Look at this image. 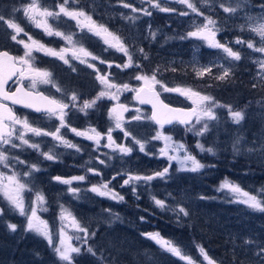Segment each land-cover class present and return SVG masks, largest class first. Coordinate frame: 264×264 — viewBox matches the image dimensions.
Here are the masks:
<instances>
[{"label":"trees","instance_id":"1","mask_svg":"<svg viewBox=\"0 0 264 264\" xmlns=\"http://www.w3.org/2000/svg\"><path fill=\"white\" fill-rule=\"evenodd\" d=\"M182 12L165 13L162 15L163 18L153 19L154 30L150 40L146 43V49L143 50L148 54V57L153 56V64L146 68H143L144 66L135 67L137 63L143 65L144 61L132 55L140 50L130 52L134 58L133 66L129 69L125 68V71L126 74L133 76L126 80L138 87L140 82H136L137 75L147 74L150 76L153 70L159 68L157 79L160 78L167 87L191 88L202 95H210L219 104L231 106L233 111L243 110L244 119L239 124L234 123L228 108L224 107L226 125L214 128V131L209 133L213 137L212 144L215 154L207 153L205 156H210L209 159L212 160L213 165L211 164L210 168L204 171V175L194 176L193 173H190L187 177V179L192 178V182L200 183L201 181L204 185L200 192L202 194L196 199L197 205L188 207L189 216L184 217L181 214L179 219L173 218L171 216L173 214L169 210L161 211L153 199L148 198L144 190L141 195L131 192L125 196V203L134 205L135 209L122 208L115 214L119 216V219L114 216L106 224L100 221V224L98 222L94 225L92 233L95 232L96 235L92 236V242L100 243L102 249L94 248L90 239L86 245L87 247L92 246L97 255L103 253V264H185L178 257L167 253L157 245L146 242L144 233H155L157 229L166 239L173 238L177 243L182 242L183 245L189 247L195 264H200L199 253L194 252V250H198L197 245L203 246L218 264H229L227 259L234 260L235 256L238 259L251 258L250 261H253V258H257L256 253L264 248V212L254 211L242 203L235 202L236 198L227 190L217 191L220 184L228 180L239 185L242 190L257 195L258 199L264 200V193H261V190L264 189V113L259 112L264 111V68L258 65L257 58H254L255 62L247 51L240 52L241 59L236 61L231 57L227 58L222 53V49L203 48L200 55L189 65L171 63L170 60L158 58L155 50L171 48V45L182 47L185 43L182 39L183 36L181 37V33H185L184 28L171 19V17L181 18ZM217 13L218 11L213 14ZM159 23H161L159 29L162 32L156 36L157 32L154 31L157 30ZM225 24L227 26L226 21ZM224 27L222 32L218 31L217 33L219 43L232 48V50L236 49V43L227 42L221 36L229 33L231 26ZM123 59L125 63L128 62L127 55L124 54ZM181 64H184L186 68H183ZM205 68H210L211 71L206 72L203 76L198 75ZM225 68L229 69V76L224 80L216 79L222 75ZM222 128H225V134L229 138L232 133L240 132L239 138L244 136L243 143L250 147L249 150H245V154L241 155L232 154L235 148L230 147L231 144L227 142L229 140L227 138L226 152H220L219 150L224 149L223 139L219 142L215 141L214 135L217 130L219 132ZM178 138L179 141L186 140L183 133ZM191 139L189 137L187 140L190 148ZM216 142H218L219 149L215 146ZM182 177L176 176V181L179 182V185L180 183L183 185L182 189L184 190L185 184L189 183H186V179L184 180ZM154 189L157 190L156 193L159 196H163V198L166 196L167 200H171L167 201V205L172 206L173 201L168 185H159L156 181L153 184ZM163 191H165V196L161 194ZM162 200L165 201V199ZM3 214L4 217H9L8 212H3ZM207 216L214 217L213 221L207 222ZM141 217H143V222ZM114 219L117 221V225ZM1 228L3 227L0 224ZM105 231L110 233V237L102 236ZM11 233L6 228L7 237H0V259L5 258L4 255L7 254V260L12 264L49 263L53 254L49 249H45L50 247L43 240L29 237L31 244L27 246L26 237L15 238ZM110 239L115 241L111 242ZM246 241H249L248 245L245 244ZM86 249L73 264H99L96 257L88 253ZM199 260L201 262L203 258ZM58 263L61 262L58 261ZM203 264H207V262L203 261Z\"/></svg>","mask_w":264,"mask_h":264},{"label":"rangeland","instance_id":"2","mask_svg":"<svg viewBox=\"0 0 264 264\" xmlns=\"http://www.w3.org/2000/svg\"><path fill=\"white\" fill-rule=\"evenodd\" d=\"M135 1L134 3H130V6L125 7L126 11L128 10H132V9H136L137 12H140L139 15H136V11H132V15L135 16L136 15V19L140 20V21H145L146 19L143 18V16H147L144 15V9H147L149 11V9H153V11L157 12V7H155V4H161V2L159 0H152L151 3H149V0H132ZM139 1H141V4H138ZM5 3V5H3ZM63 2V0H39V5L41 6V8H49V7H54V12H58L59 9L54 5H52L53 3H55L56 5L61 4ZM116 2H119L118 0ZM165 8L170 9L169 11L178 9L179 12L183 11V12H187V15H182L181 18L178 17H171V19L177 23L179 26L183 27L185 30V33L182 32L181 37H186L187 33L190 31H194L196 30L197 26H202L204 23H206L205 17H210L211 19L216 21V25L215 27L217 29H219L220 32H222L221 30L224 27L225 21H227L228 25L231 26L229 27V33L227 32V34L221 35L223 36L227 42L228 41H233L234 43H236L237 39H240L242 41H244L243 44H237L236 43V49H233V51L235 52H244L247 51L251 54V56L254 58H257L258 60V65L261 66V64L259 63L260 61H264V53H259L254 51L253 49H249L247 47V43L249 41L253 42L255 45L259 46V37L256 36L255 33L251 32L249 30V25H250V21H249V17H253V18H261L264 17V0H240V4L239 7L237 8V10L235 12H224L223 7H221V3L224 4L225 7H236L237 5V0H207V2H203V0H189L190 3H193L195 5V7L198 9V12L203 13V15H199L198 13H194L191 11V9H189L187 7L186 4L180 3L178 2V0H165ZM30 3V0H20L19 2H17V0H0V14H3L5 16V19H11L14 23H17L21 28H23L25 30L26 26L27 28H30L31 25L33 24L24 14L23 9L26 8L28 6V4ZM69 5H67L68 10L73 11L74 5L71 4V2L68 3ZM170 4V5H169ZM152 5V7H151ZM117 9L118 14L120 15V19H124L127 14V16H132L130 13L126 12L125 10H122L121 7L119 6V8L117 7V5H115ZM17 8L20 9L19 11L13 12L12 9L13 8ZM161 7V6H160ZM114 8H109L107 11H109V14L114 13ZM132 8V9H131ZM216 11H218V13L215 15L213 13H215ZM143 15V16H141ZM124 17V18H122ZM220 18V21H218L217 18ZM39 19V17H38ZM224 19V22H223ZM55 22H66V16H64L63 14H61L59 16V18H54V23ZM49 23V21H48ZM184 23V24H183ZM147 26L143 28V31L147 34L151 31L154 30V28L152 27L151 24V19H149V21H146ZM7 24L4 22H0V37H4V33H6V28ZM211 27V26H210ZM225 27L226 24H225ZM224 27V28H225ZM8 30V35L6 37V41L7 44L6 46H11V47H16L19 43L18 41L22 40L24 35V32L19 33L18 35L15 33V31L13 29H10L7 27ZM154 32L156 33V36H159L158 34L161 33L162 31L159 30H155ZM218 32H216V37L215 39L220 42L219 38H218ZM123 36L124 34L121 33ZM146 34V35H147ZM12 35H17V40L13 41L11 39ZM184 44L182 45V47H177V46H173L171 45V48H165V49H158L155 50L157 52V57L158 58H162L164 60H170L171 63H185L186 65H189L190 63H192L193 61H195L196 57H198V55H200V53L203 51V48L206 49L208 48L209 50H215L216 48H210L208 47V44L206 41L204 40H199L198 38L195 37H189V38H184ZM26 43H31V42H26ZM23 45V44H22ZM180 45V43H179ZM23 51H25V48H22ZM227 58H229L227 56L226 53L222 52ZM152 54V53H150ZM130 55V53H129ZM135 56V58H138L142 61H144L143 65H140V68H146L148 67L150 64L152 65V59L153 56L148 57V54L145 53L144 51L141 52H137L135 54H132ZM145 55L147 56V58L145 59ZM134 58H132V62H133ZM256 62V59H254ZM139 64V63H137ZM183 68H186V66L184 64ZM258 71V70H257ZM84 73L87 74V76H89V73L84 71ZM140 74V73H139ZM141 75V74H140ZM158 75V73H157ZM132 74H125L124 72V78H129L132 77ZM159 77V76H158ZM56 78L54 79L55 82ZM159 80H161L159 78ZM136 82H140V85L138 86L141 87L143 84V81H136ZM62 81L58 80V82L56 83V85L58 86H62L61 85ZM127 84H129L128 82H126ZM71 84V83H70ZM43 84H37V89H42ZM46 85V84H45ZM50 84H47V86ZM130 89H137L136 87H132L131 84H129ZM76 88V87H75ZM156 89H158L160 92H162L165 97L166 100L168 101V103L171 104H175V105H179V106H183V107H195V105H193L192 100L186 98L185 96L180 95L177 92H165L162 91L159 88V85H157ZM77 90V88L75 89ZM74 89L72 91H75ZM133 93L135 91L132 90H126L124 91V94H126L125 100L128 102L130 100V93ZM78 94V93H77ZM79 96H83V97H88L89 92H87L86 90H83V92H80ZM210 96V95H209ZM212 97V96H211ZM103 100V99H102ZM215 101V100H214ZM81 104L80 101L77 102V105ZM104 103H98L96 104V109L98 112H100V107H102ZM117 102H114V105H116ZM113 105V104H112ZM221 105V104H220ZM224 107H218L216 109H214L217 119L216 120H212V121H207V123L209 124V130L207 132H205L203 135H197L196 133L202 128L203 123L205 122L204 120H201L200 123H193L189 126H187L188 128L191 129V132H189L188 130H185V127L181 126V129H175V131H169V132H165V131H161L160 133L163 136H171L172 137V141L170 142L173 147L176 143L179 144H183L184 148L187 150L188 153H190L192 156H194L200 163L204 164L205 167L203 169H201L198 172H191V171H181L180 169V165L176 160H169V156H180L183 157L185 155V152L183 150H180L178 152L173 151L172 147H169L167 149V154H161V149L165 148V141L164 139H157L156 140V144H151V141L148 142L147 140L144 143V151L141 152L139 149V145L135 144V141L133 140V137H137L136 135L132 134L130 135L128 141L125 140L124 144L126 147H131L132 148V152L129 154H123L121 152H119V150L117 148L113 149L111 147H107L108 150H111V153L108 157V165L106 167L105 172H103L100 175H96V181L95 183H91L89 181V179L86 177L85 179V186L80 187L81 184H77L75 182H73L71 185H65L57 180L54 179L55 176L60 175L61 172H64L66 170H62L61 168H57V166H55L58 162H56V159L54 160H50L51 161V166H49V164L47 163V160L41 153L43 152H49V150H52V153L56 156V154L54 153L55 150H60L61 147H59L58 145H54L51 146L49 148H46L47 150H43V147H41L43 145V143L41 141H38V139H36V137L34 136L35 139V143L40 144V148L39 150H32V148L28 147L27 145H21L20 140L16 139L14 137V139L12 140L13 143L17 144V145H21L20 147H16V148H12L11 145H3L2 148L0 149V151H5V154L8 156V167L6 168L4 166V164L0 163V172H4L8 175L13 174V172H15L19 179L26 183L28 185V188L25 189V191L23 192V196H24V202H25V208L26 209H30L31 206H34V202L36 199V193L40 192L43 194L44 198H45V203L40 206V205H35L37 206V214L38 216L47 221L48 227L50 232L53 235V241L54 244H58L59 242V230L61 227H65V231L67 233L68 236L72 237V240L70 241L72 243L73 246H78L81 247V253L80 254H73V263L76 260V258L78 256H81L83 251H85V249L87 248V243L88 240H91V245H93L94 248L96 249H102V245H100V243L98 244L97 242H92V230L95 224H99L101 222L103 223H107V221H109L110 218H114V216H117L115 214H117L118 212H120V210L122 208L124 209H135L134 205H129L126 204V198H125V192H120V189H130L129 193H136L141 195V193L145 190L146 194L148 195L149 199H152L153 197H156L160 200L165 199L166 201V205H167V201L170 202L171 200H167L166 196H165V191H163L161 194H163L165 196V198H163V196H159L156 192L157 190H153V184L154 182L157 181V183L159 185H168V190L170 191L169 193L172 196V206L171 207H175L177 205L183 206L186 208V210L188 211V207L189 206H195L197 205V197L200 196L202 193V186L203 183H198V181H191V179H187L188 175L190 173H193L194 176H197L199 174L204 175L205 174V170L210 168V165L212 164V160L209 159L210 156H205L207 153L211 154L207 151H201L198 147L197 144H202L205 149L211 147L213 149V144H212V139L213 137L211 135H209V133L211 131H214V128L216 129L217 127L220 128V126L222 127L223 125H226V120L224 119ZM240 110V109H239ZM106 111L107 109L103 110L101 112V114L106 115ZM260 113H264V111H259ZM140 115V113L138 114ZM107 116V115H106ZM27 117L29 121L35 122L34 124L38 123L41 126H46L47 123V119H38L35 121V119L31 118L28 114H25L22 116V118ZM111 117V116H110ZM110 121V120H109ZM112 129L115 128V123L112 124ZM185 126V125H184ZM109 130V129H108ZM131 130H133V128H130V133ZM147 130V129H146ZM225 128H222L221 131L218 132V130L215 133V141L217 140L218 142L223 139V144H224V149L219 150L220 152H226L225 150L227 149L226 147V139L228 138L229 140H227V142H229L231 145L230 147H234L235 151H233L232 154H237V155H241V154H245V150H249V146H247L246 143H243V139L244 136H240V132H235L232 133V136H227L225 134ZM134 132V131H133ZM183 132V134L189 135L188 137H191V148L190 146H188V142L185 143V141L183 143L179 142V136L181 135V133ZM108 133V131L106 132V134ZM105 134V135H106ZM135 134V133H134ZM209 135V138H208ZM33 136L31 133H28L26 135V139H29L30 143L32 140ZM135 137V139H136ZM44 138V137H43ZM139 138V136L137 137ZM138 140V139H137ZM239 140V143H237L236 141ZM127 141V142H126ZM218 142H216L215 146L217 147V149H219V145ZM109 144L107 141H102L99 144L96 143L97 146V150H98V154L104 152V148L106 147L105 145ZM44 147H46L44 145ZM102 150V152H101ZM214 150V149H213ZM33 151L34 154L31 152ZM175 152V153H174ZM21 153H25L23 155H21ZM30 153V154H29ZM32 153V154H31ZM20 161H24L25 163L21 164L18 162V160ZM33 159L35 160V162L33 161ZM47 160V161H44ZM31 165H36V167L39 169V171H35L32 170L31 171V175L30 176H24L23 173L28 172L30 170V166ZM213 165V164H212ZM165 168H168V173L166 174V176L164 178H160V177H155L154 179H152L151 181H138L135 183H129L128 185L124 186L123 184H121V182H119V191H116L117 189H112L110 186L112 185L111 183V179L112 176L115 173H119L121 172L124 175H129L130 172H132V174L136 175H141L143 176H151L154 175V173L156 172H161L163 171ZM178 177H182L184 180L186 179V183H189L188 185L185 184L184 186V190L182 189V184L179 182H177V178ZM193 176V177H194ZM127 178V176L125 177ZM45 181H47L48 183H46ZM87 182V183H86ZM180 182H184V181H180ZM104 183L108 184V188L113 191L114 193L119 194L120 196H123L124 199L122 201L120 200H113L110 199L109 197H102L97 195L95 192L91 191V188L93 186H100ZM64 186V187H63ZM69 187L71 188H76L78 189V192L73 195L71 192L68 191ZM135 187V192H133V188ZM149 188V189H147ZM28 189H31V191H29ZM172 190V191H171ZM65 191H67V195L68 197H66L65 195ZM91 195V196H90ZM92 196L97 197V199H94ZM98 197H101L103 200H99ZM61 205H63L64 209H67V211L69 213H71V216L75 217L77 221H79L80 225L82 227H86L88 229V233H89V237L87 239V243H84L83 239L81 240H77L76 237H83V233L77 231L76 229H74L73 227L70 226V222L69 221H62L61 220ZM0 209H3L4 212H8L9 217H4L3 215H0V224L3 228L0 229V237L2 238H6V234H5V229H9L7 227V225L9 223H13L17 225V230L15 232H12L11 234L14 235L15 238H23L26 237V245L30 246L31 241L29 240V237H36L37 239L43 240L48 247L50 248H45V249H49L51 251V253L53 254L50 258V261L48 264H59L58 263V258L56 256V254L53 251V248L51 246H49L47 240H45L42 236L36 234L35 232H29V231H25V227L27 224V220L26 217L20 216L18 211L13 209L8 202L3 198L2 195H0ZM46 209V210H45ZM146 211V210H143ZM161 211H166L165 210H161ZM147 212V211H146ZM171 216H173V218H176V214L172 211H170ZM30 214V212H29ZM119 217V216H118ZM214 217L210 216L206 218V221H213ZM142 220V219H141ZM101 221V222H100ZM116 225H117V221L114 219ZM143 222V220H142ZM67 225V226H66ZM156 232L160 233V236L165 238L166 237L162 234L161 231H159L158 229L156 230ZM155 232V233H156ZM102 233V232H101ZM154 233V232H151ZM145 234V233H144ZM102 236L104 238L110 237V233H107V231L104 232V234L102 233ZM145 239L147 243H152L155 244V241L147 238L146 235ZM12 238V237H10ZM144 239V240H145ZM167 240H171L174 244L178 245L185 254H187L188 256H190L192 258V252L190 253L189 250L190 248L187 247L186 245H183L182 242L177 243L176 241H174L173 238H168ZM111 242H114V239H110ZM246 245L249 244V241L247 243H245ZM159 248L160 246L157 245ZM194 252H196V254H198V250H194ZM168 253V252H167ZM207 255L212 259V255L208 254ZM5 258L0 259V264H12L10 262H8L7 260V254L4 255ZM243 256V255H242ZM203 256L199 253L198 256V261L201 264L200 260H202ZM216 260V259H215ZM229 264H261V258L257 257V258H253V261H250L251 258L249 259H245V258H241L238 259L237 256H235L234 260H229L227 259ZM183 263H185V261H182ZM207 262V261H206ZM62 264V262L60 263ZM155 264V263H153ZM215 264H218L217 261L215 262Z\"/></svg>","mask_w":264,"mask_h":264},{"label":"snow or ice","instance_id":"3","mask_svg":"<svg viewBox=\"0 0 264 264\" xmlns=\"http://www.w3.org/2000/svg\"><path fill=\"white\" fill-rule=\"evenodd\" d=\"M152 0H149L151 3ZM178 2L186 4L192 12L198 13L199 15H203V13L198 12V9L195 7L193 3H190L189 0H178ZM203 2H207V0H203ZM69 0H63V3L59 6L58 12L49 11L47 8H41L38 3V0H30V3L26 8L23 9L25 16L35 25L37 28H42L45 34L51 36L56 35L64 39L69 45L72 46V56L74 59L80 60L81 63H86V58L91 56L82 45H80L79 41H75L73 39V34H64L59 31H54L53 28L48 24V17L59 18L61 14L67 16L76 21L78 27L82 30L87 28V30L93 33L95 36L101 37L104 43L109 47L117 48L118 51L123 52L128 56V62L123 65V67L128 68L133 66L132 56L129 55L128 49L124 46L119 36L108 31L106 27L103 25H97L94 21H92L91 16L86 15L83 10L80 11H70L67 8ZM240 0H237L236 7H225L223 3H221V7H223L224 12H235L239 7ZM155 7L159 8L162 12H167L170 9L162 8L159 4H155ZM128 7V5H125ZM20 9L13 8L12 11L16 12ZM136 11V9H133ZM145 14L151 15V13L147 10H143ZM187 12H182L181 15H187ZM39 17V19H38ZM129 19H135L134 17H128ZM249 21L251 22L249 25V30L256 34L259 37V46L255 45L253 42L249 41L247 43V47L249 49H253L256 52L264 53V17L261 18H253L249 17ZM206 23L202 26H197L196 30L190 31L187 33L186 37H195L207 42L208 47L222 49L224 53L227 54L228 57L239 61L241 56L238 52L232 50V48L227 47L224 44L219 43L215 37L216 32L219 31L215 27L216 21L211 19L210 17H205ZM0 22H4L7 24V27L13 29L15 33L18 35L23 32L24 29L21 28L17 23H14L11 19L6 20L3 14H0ZM211 26V27H210ZM17 35H12L11 39L13 41L17 40ZM27 35V33H25ZM155 34L153 33V36ZM109 37L111 39H109ZM29 41L31 43H26L23 40L18 41L19 43L24 45L25 52L22 57H12L9 56L7 52H0V146L2 145H11L12 148L20 147L21 145H27L32 149L39 150L40 144L38 143H30L29 139H26V135L31 133L35 137H48L51 136L53 140L57 141L59 144L64 145L68 148H76L77 151L80 149L77 145L72 144L68 140L64 139L61 134V129L68 127L65 117L67 116V111L70 106L72 108H77L80 112L87 114V110L95 107L97 101L107 97L110 100H117L118 95L122 91L132 90L136 92V98L140 101L141 104H151L152 105V114L147 119L154 121L156 124L160 125L161 128L164 124H172L173 122L188 125L191 123L192 117L196 118V122L200 123L201 120L205 122L202 125V128L196 133L197 135H203L205 132L209 130V124L207 121L216 120L217 116L214 109L218 107H227L229 115L232 121L236 124H239L244 119L243 110H235L233 111L231 106L220 105L218 102L214 101V98L209 95H202L201 93L194 91L191 88H169L167 87L161 80L157 79V73L159 72V68L153 70L152 74L149 76L147 74L137 75L135 79L137 81H143L141 87L137 89H130L128 84L118 85L112 82L108 76L97 75V80L103 86L102 90L98 93V95L92 100H84L82 104L77 105V102L81 99L80 96L76 92H72L70 96L67 97L68 102L66 103L63 99L50 98L49 96L44 95L42 92H34V91H25L23 88L18 87L15 92H9L5 90V84L8 80L12 79L13 76H18L20 80L29 79L30 80V89L35 90L37 84H51L53 87H56V90L59 92L61 88L56 85L54 80L52 79V73L47 70H41L33 66L32 61L35 59L32 56L33 50L42 51L46 55H51L58 57L60 60H63L65 64H68L69 61L65 58V53L70 49H61L59 52L46 48L43 44L39 43L36 40H33L29 37ZM237 44H243L244 41L237 39ZM78 45H80L78 47ZM143 52V49H140ZM147 56L145 55V59ZM92 59H98L95 56H92ZM103 63V61H101ZM261 67L264 68V61L259 62ZM89 67H93L91 63L88 64ZM117 67H120L119 65ZM135 67L140 68L139 64H136ZM75 70V69H73ZM175 71V69H172ZM210 68H205L198 73V75L203 76L206 72H210ZM229 76V69L225 68L223 70L222 75L216 77V79L224 80ZM157 85H159L160 89L165 92H177L182 96H185L188 99L192 100L193 107L190 111L185 112L183 109L178 108H170L167 104H164L163 101L160 100V92L156 90ZM115 89V91H112ZM3 101H11L12 104H23L27 108L33 109L37 113H42L46 118L51 120L55 118L59 121L58 126H52V128L45 129L39 126H34L35 122H30L27 117L21 118L14 114L12 108L8 107L7 104L3 103ZM127 111V108L123 105H118L117 107H113L110 110V116L115 121V128L121 129L123 131L122 124V112ZM134 119H141L139 115L134 117ZM19 125V129L16 127ZM54 128V130H52ZM191 130V129H189ZM71 131L74 132L77 136H85L89 140H95L97 144L100 143L101 134L96 132L95 135H88L86 132L77 131L75 128H71ZM95 132V129H92ZM113 129L109 128L107 133V139L109 144L105 145L106 147H113L114 142L112 141V133ZM15 135V138L20 140L21 145H17L13 143L12 138ZM131 135L130 132L124 131V136L128 137ZM164 139L165 148L161 149V154H167V149L169 147L173 148V151L183 150L185 155L183 157L180 156H169V160H176L179 165L181 171H191L198 172L205 167L204 164L200 163L194 156L187 152L184 148L183 144L176 143L173 145L170 143L172 141L171 136H163L161 133H157L153 139ZM135 144L139 145V149L141 152L144 151V143L140 140L135 139ZM239 143V140L236 141ZM119 152L123 154H129L132 152L131 147H126L123 145H116ZM197 147L201 151H207L211 154H215L214 150L209 147L205 149L202 144H197ZM47 160H54L57 157L52 153L50 149L49 152L41 153ZM18 160V158H17ZM8 156L5 154V151H0V163L4 164L7 168L9 165L7 163ZM19 163L23 164L24 161L18 160ZM100 163H104V161H100ZM39 171L36 165H31L30 170L28 172L23 173L24 176H30L31 171ZM89 171H94L93 169H89ZM168 173V168H165L161 172H156L151 176H133L128 175V178L124 180V185H128L130 182L135 183L141 180L151 181L155 177L164 178ZM55 180L65 184L71 185L74 180H84V176L72 177L71 179H62L57 176L54 177ZM28 188V185L22 182L18 175L13 172V174L8 175L4 172H0V195L8 202V204L15 210L18 211L20 216L26 217L27 224L25 227V231L35 232L36 234L42 236L45 240H47L49 246L53 248L54 253L56 254L58 260L62 262V264H73V254H80L81 247L73 246L70 242L72 237L68 236L65 227H61L59 230V242L58 244H54L53 235L49 230L47 221L41 219L37 214V206H42L45 203V198L42 193H36V199L34 202V206H31L30 209L25 208L24 196L23 192ZM31 191V189H28ZM227 190L229 193L234 195L236 198L235 202L242 203L246 205L249 209L254 211L264 212V200L258 199L257 195L250 194L242 190L239 185H236L228 180L223 181L217 191ZM69 192L75 195L78 192V189L69 187ZM92 192H95L97 195L102 197H109L113 200L124 199L123 196H120L117 193H114L108 188V184L104 183L102 185L93 186L91 188ZM133 192H135V188H133ZM261 193H264V189L261 190ZM138 198V197H137ZM155 205L159 207L161 210H169L176 214L179 219L181 214L184 217L189 216V212L185 207L177 205L175 207H171L166 205L164 200L152 198ZM203 199V197H201ZM46 210V209H45ZM4 210L0 209V215H3ZM30 212V214H29ZM116 219H119L117 216ZM143 219V217H141ZM61 220L69 221L70 226L76 229L79 232H82L83 237L77 236V240L83 239L84 243H87V239L89 237L88 229L86 227H82L79 221L76 220L75 217L71 216V213L64 209L63 205H61ZM67 226V225H66ZM7 227L15 232L17 230V225L13 223H9ZM92 236H95L96 233H91ZM147 238L155 241L157 245L160 246L164 251L178 257L180 260L185 261V264H195L190 256L185 254L183 250L176 244H174L171 240H167L160 236V233H147L144 234ZM247 243V241H246ZM199 253L203 256V261H207V264H215V261L212 260L208 255L203 246H196ZM86 251L90 253L92 256L96 257L99 264H103V253L97 255V252L92 246H88ZM257 257L261 258V264H264V248L260 250V252L256 253ZM201 261V264H203Z\"/></svg>","mask_w":264,"mask_h":264},{"label":"flooded vegetation","instance_id":"4","mask_svg":"<svg viewBox=\"0 0 264 264\" xmlns=\"http://www.w3.org/2000/svg\"><path fill=\"white\" fill-rule=\"evenodd\" d=\"M20 0H17L19 2ZM117 0H69L71 4L74 5L73 11H80L83 10L86 15L91 16L92 21H94L97 25H103L108 29L109 32L115 34L116 36H119L121 41L123 42L124 46L128 49V53L130 52H137L140 49L145 50L146 49V43L150 40L151 34L153 31L145 33L143 31V28L147 26L146 21L151 19V24L153 23V19L157 18H163L162 15L165 13L170 12H179L178 9L162 12L157 9V12L153 11V9H149V12L151 15H147L144 13L143 16L145 21H140L136 19V15H139L140 12L136 11V15H132V10L126 11L125 5L130 6V3H134L135 1L132 0H118L119 2H116ZM162 8H165V0H159ZM39 2V0H38ZM6 2H4L3 5H5ZM63 3V2H62ZM61 3V4H62ZM61 4L56 5L53 3L52 5L56 6L59 9V6ZM138 4H141V1H139ZM69 5V4H68ZM121 7L122 10H125L126 12L130 13L132 16H124L120 19V15L117 12L116 7ZM170 5V4H169ZM131 7V6H130ZM152 7V5H151ZM47 8V7H46ZM109 8H114V13L109 14V11H107ZM49 11H55L54 7L47 8ZM135 12V11H134ZM128 17H134L135 19H129ZM218 21H220V18H217ZM47 20L49 21V25L53 28L54 31H59L64 34H75L73 36V39L75 41H79L80 45H82L89 53H91V56L87 57L86 63H81L80 60L74 59L72 56L71 48L72 46L69 45L64 39H62L59 36L56 35H47L43 31L42 28L35 27L34 24L31 25L30 28H25L23 31V41L25 42H31L29 41V37H31L33 40L38 41L39 43L43 44L46 48L53 49L57 52H59L61 49H70L68 52L65 53V58L69 61L68 64H65L63 60H60L58 57L46 55L42 51H35L33 50L32 56L35 58L32 61V64L34 67L41 69V70H47L52 73V79L55 80V83L58 82V80L62 81L61 83V91H57L56 87H53L51 84L47 86V84H43L42 89H30V80L29 79H23L20 80L19 77H17L9 86L7 91L14 92L19 85H22L26 90L28 91H34V92H42L44 95L49 96L50 98H56V99H63L66 103L68 102L67 97L71 95L72 92L78 93L80 95V92H83V90H86L89 92L88 97L80 96V102L83 103L84 100H92L94 99L98 93L102 90L103 86L99 83L97 80V75L101 76H108L109 79L118 84H129L132 85V87L137 86L133 85L131 82L126 80L124 76L125 67L123 65L125 64L123 55L124 53L121 51H118L117 48L109 47L107 44L104 43L103 39L101 37L95 36L93 33L89 32L87 28H84L83 30L77 26L76 21L66 16V22H55L54 23V17H48ZM221 22V21H220ZM227 23V21H226ZM161 23H159L157 30L159 29V26ZM227 26L229 27L228 23ZM152 27L154 28V25L152 24ZM6 33H4V37H0V51H6L8 53H12L15 57H22L24 55V52L22 48L24 45L18 44L16 47H9L6 46L7 41V27ZM27 33V35H25ZM123 33L124 36L121 34ZM7 34V35H6ZM147 34V35H146ZM109 39H111L109 37ZM78 45V47L80 46ZM92 56L97 57L98 59L93 60ZM103 61V63H101ZM91 63L93 67H89L88 64ZM120 67H117V66ZM128 67L127 69H129ZM75 69V70H73ZM84 71L89 73V76H87ZM71 83V84H70ZM128 84V85H129ZM58 86V85H57ZM77 90H75L76 88ZM131 87V86H129ZM75 91H72V90ZM112 91H115L113 89ZM135 92L130 93V100L127 102L125 100L126 94H124V91L120 92L118 95L117 100H110L107 97L103 98V100L97 101L98 103H104L105 104L100 107V112L97 111L96 105L95 107L88 109L87 114L80 112L77 108H70L67 111V116L65 117L66 122L68 124V127L61 129V134L63 135L64 139L68 140L72 144L77 145V147L80 149L79 151L76 150V148H68L65 147L62 144H59L57 141L53 140L51 136L48 137H36L38 141H41L43 145V150H47L46 148H49L54 145H58L61 147L60 150H55L54 153L56 154V162H58L55 166L57 168H61L64 172H61L60 175H57L61 177L62 179H71L72 177H78V176H84L89 179V181L93 184L96 181V175H100L103 172H105L106 167L108 165V157L111 153V150H108L107 147L104 148V152H101L98 154L97 146L95 140H89L85 136H77L74 132L71 131V128L77 129V131L86 132L88 135H95L96 132L101 134L100 142L108 141L106 132L109 128L112 129V124L115 123V121L110 117V110L113 107H117L118 105H123L127 108V111L122 112V124H123V131L121 129L113 128V131L111 133L112 135V141L113 149H115L116 145H123L124 141L129 139L130 135L128 137L124 136V131L130 132L131 134L136 135L139 138L136 139L140 140L141 142H145L146 140L148 142L151 141V144H156L157 139H153L154 136L157 135V133H160L161 131L169 132V131H175V129H181L180 127H185V130H189L187 126L189 125H182L179 123H175L173 127L168 128L166 126H163L161 128L160 125L156 124L154 121H151L150 119H147V117L151 116V109L140 105L136 99H135ZM163 94V93H162ZM164 100L168 103L166 100L165 95L163 94ZM114 102H117L116 105H114ZM3 103L7 104L8 107L12 108L13 112L16 113L18 117H21L25 114H28L31 118L35 119V121L38 119H47L46 126H41L38 123L34 124V126H39L45 129L52 128V126H58L59 121L55 118H52L49 120L46 118L42 113H35L32 110L29 109H20L16 107L14 104L8 103L3 101ZM113 104V105H112ZM171 104V103H170ZM173 105V104H172ZM79 106V105H78ZM179 106V105H178ZM107 109L106 115L101 114L103 110ZM140 113L141 119L137 120L134 119L138 114ZM110 120V121H109ZM45 121V120H44ZM32 122V121H30ZM191 125V124H190ZM19 129V125L16 126ZM92 129H95V132L92 131ZM147 129V130H146ZM54 130V128L52 129ZM134 131V132H133ZM135 133V134H134ZM183 133V132H182ZM106 134V135H105ZM189 135H186V140L179 141L183 143H187ZM15 135L13 136L12 140L14 139ZM32 140L31 143L35 142L34 136H31ZM126 141V142H127ZM44 145L46 147H44ZM3 146V145H2ZM0 146V149L2 148ZM118 149V148H117ZM36 150V149H32ZM33 154L34 152L31 151ZM177 152V151H175ZM174 152V153H175ZM31 153V154H32ZM109 153V154H108ZM25 153H21L23 155ZM30 154V153H29ZM35 162V160L33 159ZM47 161V160H44ZM100 161H104V163H100ZM49 166H51V161H47ZM52 167V166H51ZM89 169H93L94 171H89ZM129 175L135 176V174H132L130 172ZM55 176V177H57ZM128 175H124L121 172L115 173L112 176L110 186L112 189H117L116 191H119V182L124 185V180ZM141 176V175H140ZM85 179L80 180H74L72 181L81 184L80 187L85 186ZM48 183L47 181H45ZM87 183V182H86ZM131 183V182H130ZM126 186V185H124ZM64 187V186H63ZM109 187V186H108ZM135 188V187H134ZM120 192H125V196H128L130 193V189H120ZM66 197L67 191H65ZM91 196V195H90ZM94 199H97V197L92 196ZM99 200H103L101 197H98Z\"/></svg>","mask_w":264,"mask_h":264},{"label":"water","instance_id":"5","mask_svg":"<svg viewBox=\"0 0 264 264\" xmlns=\"http://www.w3.org/2000/svg\"><path fill=\"white\" fill-rule=\"evenodd\" d=\"M1 52H5V51H1ZM9 54V56H12V57H14L11 53H8ZM16 78V76H13L12 77V79H10V80H8L7 81V83L5 84V90L7 91V89L9 88L8 86L11 84V81L13 80V79H15ZM18 87H21V88H23L25 91H28V90H26L24 87H22V85H19ZM16 91V90H15ZM14 91V92H15ZM136 93V92H135ZM160 100L161 101H163V103L164 104H167L170 108H178V109H183L185 112H188V111H190L193 107H181V106H176V105H172V104H168L164 99H163V96H161V94H160ZM135 99H136V101L140 104V105H143V106H146V107H148V108H150L151 109V114H152V111H153V109H152V105L151 104H141L140 103V101L136 98V94H135ZM5 102H8V103H11L12 104V102L11 101H5ZM15 106H17V107H19L20 109H29V110H32V111H34L33 109H31V108H27V107H25L23 104H14ZM8 106V105H7ZM35 112V111H34ZM36 113V112H35ZM15 115H16V113H14ZM194 119H195V117H192V119H191V123L194 121ZM176 122H173L172 124H164V126H166V127H173V125L175 124Z\"/></svg>","mask_w":264,"mask_h":264}]
</instances>
